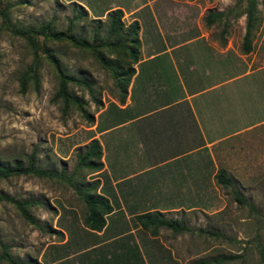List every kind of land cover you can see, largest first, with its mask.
I'll return each instance as SVG.
<instances>
[{
  "label": "rangeland",
  "instance_id": "rangeland-1",
  "mask_svg": "<svg viewBox=\"0 0 264 264\" xmlns=\"http://www.w3.org/2000/svg\"><path fill=\"white\" fill-rule=\"evenodd\" d=\"M146 1L0 0V8L5 7L8 13L9 24L28 26L50 19L56 31H68V34L89 41L97 24L92 18L102 20L96 32L103 38L107 25L105 13L119 7L124 25L122 32L134 17L140 19L142 32L139 37L143 53L201 33L200 39L179 46L171 54L151 59V67L148 62L135 64L139 70L131 81L127 95L130 76L126 88L127 105L121 109L116 105L121 102L109 69L95 58L89 48L65 37L47 40L38 37L46 48L40 56L38 84L34 87L29 81L24 91L19 90L18 75L31 61V49L26 40L1 25L0 17V163L16 159L25 161L33 151L40 167L66 175L73 170L76 151L81 150L92 137L99 141V134L94 131L95 122L96 130L114 125L100 135L107 168L104 169L102 153L100 160L103 167L84 174L82 183L98 176L131 174L149 166V171L130 177L125 185L127 190L138 192V187L134 185L147 176L149 188L140 197H151V172L164 173L173 164L170 162L151 169V149L148 148L151 135L146 128L147 124L151 126V114L124 126V123H116L131 117L138 110L151 109L161 100H173L185 92L199 90L190 99L196 118L185 104L183 117L186 122L181 129L196 134L195 124L201 123L205 136L216 139L218 150H214L215 163L205 170L207 181L204 193L195 195L196 204L201 208L161 211L166 217H178L191 230L172 233L161 226L157 235L170 246L180 264L196 259H207L206 264H264V0H253L255 19L246 52H243L242 35L248 0H152L157 21L151 4ZM78 5L85 13H79ZM210 10H220L225 15L206 24L204 16ZM171 31L173 33H168ZM121 39L122 36H119L117 41ZM122 42L125 46L130 45L127 39ZM100 49L112 59L122 58L119 49L115 52L106 45ZM46 52H50L51 58ZM61 74L84 78L90 85L87 87L85 83L67 81V89L79 96L81 109L71 104L63 111L61 100L53 98ZM88 89L97 96L98 106L91 99ZM181 104L176 105L183 106ZM84 113L92 115L91 124ZM204 118L209 119L208 126L204 124ZM162 125L155 126L156 135ZM190 144L186 141L180 147L188 149ZM140 150L142 158L137 154ZM219 168L231 177L230 184L216 181L215 171ZM198 171L194 170L193 174H198ZM105 186V183L102 184L99 191L106 189ZM0 192L33 200L29 209L39 225L26 221L11 203L0 201V252L1 245H6L7 252L15 260L38 261L39 264H52L59 256L62 258L56 264L80 263L83 256H90L89 253L105 256L103 260L108 261L110 256L119 264L129 260L126 253H115L120 244L119 238L108 243L102 240L123 234L133 245L129 232L135 221L125 214L141 212L132 207L138 205L143 208L148 202L140 197L132 202L126 200L122 208L105 217L104 229L96 233L82 224L84 201L62 177L26 174L2 178ZM235 192L248 203H239L234 198ZM131 194L134 197L137 195ZM164 196L168 200L164 199V203L170 204L169 195ZM179 197L183 198L185 194ZM112 204L119 206L116 199ZM198 228L210 233L198 231ZM136 233L142 234L141 242L154 246V240L148 238L146 232L138 230ZM155 239L158 241L157 237ZM83 249L89 250L65 257ZM156 249L157 254L162 256L163 264H170L165 250L160 246ZM167 251L169 254V249ZM225 254L239 256L213 260ZM150 261L153 262L152 259ZM0 264L10 262L0 257Z\"/></svg>",
  "mask_w": 264,
  "mask_h": 264
},
{
  "label": "trees",
  "instance_id": "trees-1",
  "mask_svg": "<svg viewBox=\"0 0 264 264\" xmlns=\"http://www.w3.org/2000/svg\"><path fill=\"white\" fill-rule=\"evenodd\" d=\"M79 13H85L82 6L78 5ZM78 13V15H79ZM107 25L105 27V36L100 38L96 32V28L102 23L99 17H93L96 21V25L93 30L92 40L86 38H78L73 34L66 32L56 31L53 27L52 20L48 19L38 24L21 26L15 24H9L8 13L6 8H0L1 25L10 30L12 33L20 36L26 40L32 53L31 61L18 75L19 90L24 91L26 84L31 81L33 86L38 84V66L40 56L46 50L44 43L39 42L38 37L43 40L58 39L60 37L69 38L72 42L89 48L94 54L95 58L107 69H109L111 76L114 79V84L118 88V100L122 103L126 95V88L129 82L130 76L133 74V63L139 58V37H138V23L136 20L130 21L124 31L123 22L121 21L122 10L119 7L108 10L105 13ZM225 15V12L220 10L207 11L204 20L206 24H211L215 19H220ZM253 13V0H248V4L245 8V27L242 35L243 52L249 49V37L250 29L254 21ZM222 32L224 31L221 29ZM122 36L120 41H117L118 37ZM127 39L130 45H123V40ZM106 45L116 52L119 49L122 55L118 58H111L108 55H104L100 49L101 46ZM50 52H46L48 58ZM120 54V53H119ZM77 81L85 83L87 87H90L88 83L84 81V78H76L69 75L61 74L59 76L58 88L53 98L60 99L63 104V111L68 105L76 104L78 108L81 107L79 96L72 90L67 89V81ZM90 97L94 103L99 104L98 98L91 89H88ZM81 109V108H80ZM84 112V111H82ZM90 124L93 121L92 115L84 113ZM82 148V147H81ZM101 145L96 137L90 138L83 146L81 150L76 151V162L73 170L69 174H64L61 171H55L54 169H45L40 167L35 161V154L31 151L25 158V161L19 159L13 160L10 163H0V179L8 178L11 176L32 174L35 176H59L67 181L71 186L75 188L78 196L84 201V214L82 216V224L89 229L99 230L105 224V214L111 211V204L107 197L98 191V178H93L90 181L85 180L82 183L84 174L97 171L102 166ZM215 174L216 181L228 185L231 182V177L225 175V171L221 168L217 169ZM77 182H79L77 184ZM234 198L239 203H248L245 198L235 192ZM0 201L11 203L22 217L33 225H38L36 219L30 212L29 207L33 204V200L20 199L7 193L0 192ZM134 220L140 227L147 230L151 235L157 234L159 227H165L171 230L172 233L183 232L191 230L188 225L183 223L178 217H166L159 210H149L140 212L133 215ZM198 231H204V229L198 228ZM210 233V231H204ZM6 245H1L0 257L7 259L10 264H39L38 261L24 262L15 260L6 250ZM235 254H225L218 257H214V261H220L222 259H232L238 257ZM206 259H196L186 264H206Z\"/></svg>",
  "mask_w": 264,
  "mask_h": 264
},
{
  "label": "crops",
  "instance_id": "crops-1",
  "mask_svg": "<svg viewBox=\"0 0 264 264\" xmlns=\"http://www.w3.org/2000/svg\"><path fill=\"white\" fill-rule=\"evenodd\" d=\"M152 0H147V4H151V11L155 14L152 6ZM156 15V14H155ZM133 20H136L138 23V37L141 35L142 32V25L140 24V19L138 17H134ZM155 20L157 21V15L155 16ZM175 32V31H174ZM176 32H179L178 30ZM168 33H173V31L168 32ZM198 33V32H197ZM201 33L192 36L191 38L173 43V44H167L165 46H162L160 48L156 49H149L147 53H143V50H141V47L143 46L141 39L139 37V58L135 63H133L134 71L130 80V83L128 85V90H127V95L129 91V86L131 84L132 79L137 75L138 73V68L135 66V64H139L141 62H148L150 63L151 67V59L156 58L162 54L165 53H170L174 49L179 48L181 45H185L187 43L196 41L200 39ZM190 40L189 42H187ZM208 44V43H207ZM209 45V44H208ZM172 56V55H171ZM217 84V83H216ZM216 84H212L216 85ZM209 87V86H208ZM199 90H195L193 92H185L182 96H178L173 100H161L157 105L151 106V109L149 110H138L133 113L131 117L126 118L125 120L116 123V125L123 124L122 126L137 121V120H142L143 118L147 117L148 115L151 114V126L147 124L148 126L146 127L147 129L150 130V135H151V140H149L148 148L151 149V169H156L157 167L167 164L170 162H173L170 167H168L169 170L166 172H158V171H153L151 172V197H140L142 196L141 194L146 193L147 189L149 188V182H147V176L145 178H142L139 182H137L134 186L138 187V192L134 190H127L128 186L125 185L127 180L134 176V175H142L144 172L149 171L150 168L149 166H144L139 169H137L135 172L131 174H121L117 175L115 177H108L106 175L98 176L95 178H98L99 183H98V191L102 184L105 183V188L102 192L103 195L108 197L109 202L111 204V211L107 214H105L104 217H107L108 214H113L114 210L120 209L123 207V204L126 200H129V202H132L136 200L137 198H141L144 200H148L146 204L144 205L145 207L139 208V206H134L135 210H139L141 212L144 211H149V210H159V211H165V210H189L193 208H201L199 205L196 204L197 196L195 195H200L204 193V188L206 181L205 176H206V171L208 170L212 164L215 163V155H214V150H218L217 145H216V139L214 137H207L205 134L202 132L201 127L202 124L197 122L196 129L197 133L196 134H191L186 131H182L183 123L186 122V120L183 117V112L187 110H190L191 113L193 114L194 118H196L195 115V108L192 105V102L190 99L198 93ZM127 95L122 103L116 104L118 108H125L127 105ZM182 103L179 106L176 104ZM186 105V107H184ZM172 106H176V108L172 109ZM179 107V108H177ZM103 109V108H102ZM101 109V110H102ZM100 110V112H101ZM99 112V113H100ZM196 120V119H195ZM209 119L204 118V124L209 125ZM163 123V125L160 127V133L156 135V130L154 129L156 125ZM174 124V126H172ZM144 123L142 124V128L144 129ZM114 125H107L100 130H96L97 124L95 122L94 124V131L96 135L99 134V142L101 145V154L103 159V164H104V169L107 168V163L105 160V150L104 149V144L100 140V135L104 131H108L111 127ZM96 127V128H95ZM211 127H208L209 129ZM198 132H199V137H198ZM186 141L190 142V146L188 149H181L180 144L185 143ZM165 147H171V148H165ZM173 153H169L171 150ZM138 155L143 157L142 150L138 151ZM134 155V154H133ZM103 167V166H102ZM194 170H199L198 174L194 173ZM217 170V169H216ZM205 171V174H204ZM105 172V170H104ZM216 172V171H215ZM189 174V175H188ZM146 175V174H144ZM131 193L137 194L136 197L132 196ZM140 194V195H139ZM185 194V197H178V195ZM120 195H126L125 197H122ZM131 195V196H130ZM139 195V196H138ZM164 195H169L170 199V204H165V201H168L166 199L167 196ZM177 195V196H175ZM188 195H194V197H190ZM172 196V197H171ZM115 199L118 203V207L113 206L112 203H115ZM189 200V201H188ZM151 202L153 204H151ZM188 203V204H187ZM187 204V205H186ZM132 210V209H131ZM140 212H126L125 216L128 217V219L133 218L134 214H137ZM134 220V218H133ZM135 221V220H134ZM106 223V220H105ZM105 227L104 226L99 229V230H92L89 228H86L87 230L94 231L96 233H100ZM138 230H143L146 232L147 237L154 240V246L150 244H144L141 242L140 238L142 234L136 233ZM130 234H132L131 238L133 239L134 244L131 245L128 242H130L129 237H125L123 234H117L114 236H109L108 240H102L104 243H108L110 241H113L116 238H119V243L118 244V249L115 250V253L117 254H123L126 253L129 256V260L120 263V264H163V259L161 255L157 254V247H161L165 250V253L167 254L168 258L170 259V264H176L178 260L174 257V254L170 248V246L166 245L160 238L159 235H151L147 230L143 229L140 227V225L137 224L135 221L134 226H131L130 228ZM157 237L158 241L155 239ZM123 238V239H122ZM127 242V243H125ZM122 245V247H121ZM132 247L131 250H128L127 248ZM119 248H123L124 250H121ZM169 249V254L171 257H169L167 249ZM89 249H83V251L80 252H73L65 255V257L69 256L73 257L81 253H85ZM89 255L83 256L81 259L82 261L80 263H77L74 261L73 264H119V261H113L112 257L109 256V261L108 260H103L105 259V256H101L100 254L94 255L95 253H89ZM64 257V256H63ZM62 257L59 256V258H56L52 264H56L58 260H60ZM152 259V263L151 260ZM177 261H176V260ZM179 263V262H178ZM180 264V263H179Z\"/></svg>",
  "mask_w": 264,
  "mask_h": 264
}]
</instances>
